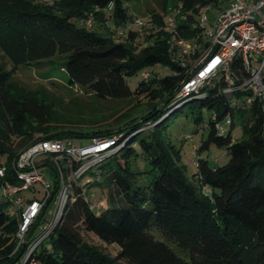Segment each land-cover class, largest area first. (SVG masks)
<instances>
[{
    "label": "trees",
    "instance_id": "trees-1",
    "mask_svg": "<svg viewBox=\"0 0 264 264\" xmlns=\"http://www.w3.org/2000/svg\"><path fill=\"white\" fill-rule=\"evenodd\" d=\"M222 1L176 0L171 32L159 20L162 28L145 35L138 48L135 30L129 29L124 41L112 36V28L132 20L124 0H56L48 5L0 0V50L11 64L8 68L0 61L4 179L19 181L15 158L39 139L119 136L116 150L87 171L94 178L75 186L74 198L31 248L39 225L49 216L37 215L17 259L22 248L15 235L19 210L8 195H0V264L18 259L19 264H264V102L254 98L245 106L244 92L224 94L223 82L216 78L195 92L179 94L192 61L207 44L200 12L210 6L219 9ZM187 40L196 46L185 52L179 43ZM43 61H55L51 72L62 71L69 86L77 85L100 101L136 104L114 123L104 124L83 116L84 105L73 109L44 87L31 89L12 80L19 66ZM230 68L241 77L246 74L238 58ZM139 73L141 78L131 85L130 79ZM48 74L45 78L52 77ZM195 104L215 111L217 119L227 113L232 122L237 117L242 135L232 140L229 128L217 133L209 118L207 135L194 150L195 171L189 175L166 129L172 115ZM99 112L106 117L109 111ZM193 118L201 120L199 112ZM211 143L227 150L226 163L210 166L201 156ZM136 146L149 166L146 183L138 181L143 171L136 162ZM52 156L48 154V160ZM92 185L104 191L105 205L99 212L86 198V187ZM28 190L14 197H37ZM82 230L115 243L116 254L87 241Z\"/></svg>",
    "mask_w": 264,
    "mask_h": 264
},
{
    "label": "built area",
    "instance_id": "built-area-1",
    "mask_svg": "<svg viewBox=\"0 0 264 264\" xmlns=\"http://www.w3.org/2000/svg\"><path fill=\"white\" fill-rule=\"evenodd\" d=\"M205 9L198 18L201 23L207 19ZM132 21L137 26L144 25L141 18L135 17ZM173 26L174 21L169 19L166 29L171 32ZM204 35L207 44L192 61L190 75L182 82L179 94L195 92L205 81L209 79L211 83L216 78L223 82L220 86L222 93L230 96L238 90L244 92L243 105L249 106L254 98L264 102V0H224ZM237 58L246 71L242 77L230 68L231 62ZM219 120L229 126L232 117L227 113L217 119L216 112L212 111L211 125L214 131L223 134L226 130L222 129ZM190 137L188 134L184 136L185 139ZM118 138L92 137L87 144L78 145L70 140L65 144L62 139H39L17 154L14 167L19 181L16 183L4 179L6 169L0 164V186L19 210L15 233L17 246L27 244L29 227L37 215L49 216L39 225L40 232L30 247L33 248L50 231L67 201L74 198L75 186L94 178L87 171L116 150L113 147ZM48 154H53L49 160ZM24 189L37 192V197L27 200L22 195L14 197ZM9 212H13V207ZM31 264L38 263L33 261Z\"/></svg>",
    "mask_w": 264,
    "mask_h": 264
},
{
    "label": "rangeland",
    "instance_id": "rangeland-1",
    "mask_svg": "<svg viewBox=\"0 0 264 264\" xmlns=\"http://www.w3.org/2000/svg\"><path fill=\"white\" fill-rule=\"evenodd\" d=\"M54 1L56 0H36V2L46 5L52 4ZM124 3L132 16V19L135 17L141 18L144 22V25L137 26L132 20H128V22L115 27L114 30L112 28V36L116 41H124L128 36V30H135L139 38L137 41L138 48L144 44L145 35L156 32L162 28L163 25H159V20L166 25L168 20L171 19L176 13L174 10L176 0H124ZM221 5L223 6V1L221 2ZM217 12L218 8L213 6H210L207 9V19L203 23L206 28H209L210 21ZM179 44L182 46L185 52H188L192 49L194 40L182 41ZM0 61L4 62L8 68L11 67L10 62L4 56L1 50ZM54 63L55 61H43L34 66H19L16 72L12 75V80L31 89L44 87L46 90H48L50 95L62 99L65 105L71 106L73 109L80 110V108L84 105L87 109L86 114L82 113L83 116H86L88 120L97 119L99 122L104 124L114 123V120L118 118L120 114L128 112L135 106L136 102L131 100L100 101L93 97L91 93L86 92L77 85L69 86L66 83V76L62 71H50ZM157 71L159 74L164 72V70L161 68H159ZM46 74L51 75L52 77L49 76L48 78H45ZM141 76L142 73H139L138 75L132 77L130 79V84L133 85L141 78ZM99 108L100 110H106V108L108 109L109 112L107 113L106 117L101 116ZM198 112L201 116V120L195 121L193 117H195ZM211 113L212 110H208L205 107L198 108L196 104L194 108H190L186 105L183 107V109L177 111L169 119L168 127L166 129V136L171 141V143L180 148L181 164L186 167V171L189 175L195 171L194 150L200 145L201 141L205 139L207 135L208 129L204 126L209 121ZM109 114L112 115L109 116ZM218 122L223 130H227L229 128V133L232 140H239L241 138V124L237 117L233 118V122L230 126H228L224 120H219ZM186 134L190 135L191 137L189 139H185L184 136ZM69 140L75 145L87 144L89 142L88 138H70L64 139V143L66 144V142ZM136 153L137 165L143 171L140 173L138 181L140 183H146L150 177L149 172H146L148 171L149 166L140 154V150L137 146ZM201 156L208 161L210 166L222 165L228 160L227 150L224 147L216 146L212 143L209 144V148L203 152ZM89 176L92 178L91 174ZM82 181L84 180L82 179ZM194 181H196V178H194ZM86 189V198L89 201L92 210L94 212L101 211L105 205V195L102 187L99 185H92L88 188L86 187ZM202 190L205 193L209 191L207 186H203ZM28 192L30 191L28 190ZM2 194L3 189L0 186V195ZM82 235L87 241L97 245L110 255H115L118 250V246L115 243L104 242L92 231L82 230ZM20 261L21 260L18 259L14 261V263L11 261L5 262V264H19Z\"/></svg>",
    "mask_w": 264,
    "mask_h": 264
},
{
    "label": "water",
    "instance_id": "water-1",
    "mask_svg": "<svg viewBox=\"0 0 264 264\" xmlns=\"http://www.w3.org/2000/svg\"><path fill=\"white\" fill-rule=\"evenodd\" d=\"M23 250H24V245L22 246L21 250L19 251V253L15 257V259H17L22 254Z\"/></svg>",
    "mask_w": 264,
    "mask_h": 264
}]
</instances>
